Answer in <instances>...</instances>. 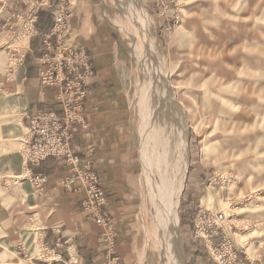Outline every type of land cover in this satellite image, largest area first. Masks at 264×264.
Masks as SVG:
<instances>
[{
	"label": "rangeland",
	"instance_id": "obj_1",
	"mask_svg": "<svg viewBox=\"0 0 264 264\" xmlns=\"http://www.w3.org/2000/svg\"><path fill=\"white\" fill-rule=\"evenodd\" d=\"M98 1L121 54L104 107L119 116L120 155L135 164L130 248L141 264H168L175 250L186 264V233L204 243L207 216L222 212L241 262H264V0ZM10 60L0 52L5 84L19 81ZM13 141L28 147L21 119ZM183 147L189 164L173 232L161 198L185 167ZM28 231L18 254L0 246V264H39L26 252L53 256Z\"/></svg>",
	"mask_w": 264,
	"mask_h": 264
},
{
	"label": "crops",
	"instance_id": "obj_2",
	"mask_svg": "<svg viewBox=\"0 0 264 264\" xmlns=\"http://www.w3.org/2000/svg\"><path fill=\"white\" fill-rule=\"evenodd\" d=\"M75 1L71 40L85 46L94 56L97 74L91 79L86 108L92 125L90 140L96 146L93 167L110 195L111 219L103 223L88 215L82 203L86 189L80 179L70 180L73 176L70 164L48 157L40 165L33 166L26 161L25 151L13 141L20 119L26 124L29 114L56 103L54 94L42 89L39 82L38 56L41 52L31 51L14 68L19 71L18 82L9 80L5 84L0 81V246L7 244L18 254V247L25 248L26 232L40 229L45 231L44 242L52 249L53 256L43 258V261L25 251V259L39 264H101L111 246L109 233L112 232L117 235L116 248L122 264H141L128 239L136 221L130 190L136 175L135 164L120 155L121 120L116 112H107L104 107L108 92L113 91L114 80L109 73L119 64L121 54L116 36L106 21L102 2ZM50 21L51 15L42 12L38 24L43 27ZM32 45L37 47L38 40L35 39ZM0 52L8 54L3 49ZM77 140L84 141L81 129ZM33 171L46 175L43 188L38 189L29 178ZM182 215L183 224L189 226V209ZM189 234L190 231L185 239L186 264H216L211 262L213 259L206 252L204 243L192 239Z\"/></svg>",
	"mask_w": 264,
	"mask_h": 264
},
{
	"label": "built area",
	"instance_id": "obj_3",
	"mask_svg": "<svg viewBox=\"0 0 264 264\" xmlns=\"http://www.w3.org/2000/svg\"><path fill=\"white\" fill-rule=\"evenodd\" d=\"M75 0H0V49L11 55L12 69L31 51H39V82L42 89L54 94L55 106L40 108L27 116L28 143L26 161L38 166L48 157H56L72 165L70 180L80 179L86 189L83 207L88 215L109 222L110 195L93 167L95 143L90 140L92 125L86 101L91 79L97 72L94 56L71 40ZM48 12L51 21L40 27V14ZM38 40V46L32 42ZM81 129L84 141L77 140ZM84 160V163H81ZM38 189L44 187L46 175L33 171L29 175ZM204 228L208 239L204 245L216 264H241L239 251L229 230L220 220L222 212H210ZM43 245L45 231L36 229ZM111 246L101 264H122L117 235L110 232ZM214 238V239H212Z\"/></svg>",
	"mask_w": 264,
	"mask_h": 264
},
{
	"label": "bare ground",
	"instance_id": "obj_4",
	"mask_svg": "<svg viewBox=\"0 0 264 264\" xmlns=\"http://www.w3.org/2000/svg\"><path fill=\"white\" fill-rule=\"evenodd\" d=\"M132 4V3H131ZM136 7H137V5H136ZM138 12H140V11H135V13L134 14H136V15H138V16H141V17H144V13L142 14V13H138ZM137 16V17H138ZM136 17V16H135ZM137 21V20H136ZM146 22V21H145ZM147 23V22H146ZM140 25V24H139ZM146 25V24H145ZM140 32V31H139ZM141 39H143V38H141ZM142 41V40H141ZM147 48H149V47H147ZM145 50V49H144ZM146 56V55H145ZM147 57V56H146ZM152 113V112H151ZM146 114H147V112H146ZM147 116V115H146ZM148 117V116H147ZM148 120V119H147ZM145 121H146V119H145ZM148 122V121H147ZM146 122V123H147ZM153 122V121H152ZM183 140V139H182ZM183 142V141H182ZM186 144V143H185ZM183 146V145H182ZM184 148V147H183ZM186 148V147H185ZM184 148V150H182V152H183V159L185 160V167H184V169H183V171H182V173L181 174H179V178L176 180V183H175V185H171L172 187H170V188H167L168 190H167V197L165 198V197H162L161 199H163V202H164V205H163V207L162 208H164V214H163V217L165 218H163L164 220H166V223L170 226V229L174 232L176 229H177V227H178V223H179V214H178V207H179V204H180V196H181V193H182V191H183V188H184V184H185V178H186V174H187V170H188V164H189V160H188V153L186 152V149ZM180 155V154H179ZM172 160H174V162L176 163V164H179L178 163V161H181V159H179V158H177V157H175V155L174 156H172ZM170 161V160H169ZM160 163V162H159ZM173 163V162H172ZM180 168H182L181 166H180ZM147 169V168H146ZM178 169V168H177ZM150 171V170H149ZM178 171V170H177ZM176 170H175V173L177 172ZM149 173V172H148ZM153 176V175H152ZM173 176H175V175H173ZM150 177H151V175H150ZM168 178V177H167ZM174 179V178H173ZM148 180V179H147ZM154 180V179H153ZM151 182V181H150ZM152 182H154V183H151V185L152 184H154L153 185V187H157L158 186V183H157V181H152ZM169 183H171V182H169ZM173 184V183H172ZM159 187V186H158ZM148 191V190H147ZM152 191H156V190H152ZM163 196H164V194H163ZM166 196V195H165ZM160 199V198H159ZM160 199V200H161ZM157 202H159L158 200H157ZM160 203V202H159ZM159 205V204H158ZM159 207V206H158ZM161 209V208H160ZM162 211V210H161ZM162 215V214H161ZM164 224V223H163ZM165 228H168V227H165ZM168 230V229H167ZM176 248V247H175ZM174 252V253H173ZM172 252V254L170 253V256H169V261H167L168 262V264H183V258H182V256L179 254V252L177 251V250H175V251H173ZM174 257V258H173Z\"/></svg>",
	"mask_w": 264,
	"mask_h": 264
}]
</instances>
